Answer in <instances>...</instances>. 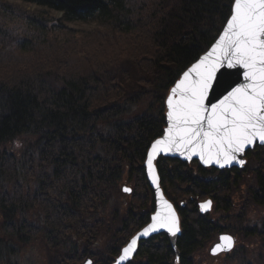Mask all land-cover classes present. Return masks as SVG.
I'll use <instances>...</instances> for the list:
<instances>
[{
	"label": "trees",
	"instance_id": "1",
	"mask_svg": "<svg viewBox=\"0 0 264 264\" xmlns=\"http://www.w3.org/2000/svg\"><path fill=\"white\" fill-rule=\"evenodd\" d=\"M21 1L62 17L29 13L0 0V146L25 137L34 139L35 150L26 164L6 150L0 154V217L6 233L0 248L44 237L48 245L64 250L75 236H89L90 243L63 251L56 264H85L88 259L111 264L155 211L144 163L151 144L164 133L166 97L182 73L216 41L234 0H157L153 9L139 8L133 0ZM22 14L28 18L21 19ZM91 20L105 28V36L120 42L127 38L124 45L130 51L110 55L105 46L97 47L74 75L68 71L69 61L59 73L53 64L65 59L63 48L56 50L59 59L49 60L42 51L49 41L43 34ZM10 29L19 35L11 36ZM75 50L84 56L89 52ZM32 51L44 58L39 66ZM79 54L73 62L84 57ZM135 66L146 76L137 78ZM131 103L148 108L130 115L135 109ZM247 156L255 166L247 201L264 206V147ZM157 167L164 193L180 213L182 233L177 250L165 234L141 242L129 264H195L196 251L227 232L209 215L202 216L198 203L212 198L218 210L229 212L231 186L242 183L248 167L220 172L197 162L164 158ZM127 183L134 184L130 195L123 192ZM31 211L40 215L41 226L16 217ZM106 220L116 223V231L106 251L95 252L92 232L106 226ZM245 233L264 238V220Z\"/></svg>",
	"mask_w": 264,
	"mask_h": 264
},
{
	"label": "snow or ice",
	"instance_id": "2",
	"mask_svg": "<svg viewBox=\"0 0 264 264\" xmlns=\"http://www.w3.org/2000/svg\"><path fill=\"white\" fill-rule=\"evenodd\" d=\"M237 68L244 70L245 82L237 87L221 85L220 78L226 74L221 70ZM221 87L227 94L219 103H212L210 93ZM167 108L166 135L156 140L147 154V169L158 192L154 161L161 153H179L188 160L196 156L203 163L220 168L234 163L242 167L245 161L241 157L246 149L257 143L264 146V0H234L222 35L211 51L183 73V78L171 89ZM200 207L208 211L212 202ZM160 229H166L173 237L180 232L179 219L163 193L160 211L123 248L117 264L130 261L141 237ZM221 241L213 249V255L230 251L234 246L231 236L224 235Z\"/></svg>",
	"mask_w": 264,
	"mask_h": 264
},
{
	"label": "rangeland",
	"instance_id": "3",
	"mask_svg": "<svg viewBox=\"0 0 264 264\" xmlns=\"http://www.w3.org/2000/svg\"><path fill=\"white\" fill-rule=\"evenodd\" d=\"M8 1V2H7ZM157 0H133L135 5L140 7H146L153 9L156 5ZM166 2V0H164ZM171 1V0H168ZM8 5H13V7H18L29 13L41 12L44 17H51L54 19H60L61 13L49 10L44 7H40L33 4L24 3L21 0H6ZM21 19H27L28 16L26 14H22ZM145 16L143 17V19ZM64 31L59 32L60 30H53L55 32L53 35L48 33L43 34L49 39L46 46H43V52L48 56L49 60H54L57 56L56 50L63 48L61 51H64L61 56H64L65 59H60V62L53 64L54 67L59 70L60 67L65 65V61H69L68 71H73L71 75L76 73L75 68L83 67L87 62L92 59L94 56L95 49L97 47H104V51L106 53L111 54H127L130 51L126 45H124L128 39H123L121 42L117 38H110L107 35V31L105 28L99 26V23L95 20H91L89 22H75L67 25ZM149 29H147L148 33ZM9 34L13 37L18 36L19 34L16 32H12L10 29ZM31 37H36V31L30 33ZM49 35V36H47ZM142 37V36H141ZM42 37L40 38V40ZM37 41V40H36ZM41 46V43L38 45ZM75 48H81L83 51L85 48H89V52L86 56L79 54L82 53L80 50H75ZM68 51V52H67ZM77 53L82 57L80 61L73 62L72 57ZM133 52V51H132ZM39 54L37 51H32L31 55L35 57L34 64L39 66L38 63L40 60H44V58L36 57L34 55ZM132 54V53H131ZM132 56H134L132 54ZM62 60V61H61ZM91 71H94V67L90 68ZM60 73V70H59ZM134 74L137 78H141L146 76V73H143L142 69H139L135 66ZM143 79V78H142ZM145 96L141 99L144 101ZM133 104L135 109L130 112V115L138 113V109L146 110L148 105H144L142 108L139 104ZM129 105V106H128ZM127 107H131L129 101L127 102ZM142 112V111H141ZM129 114V113H128ZM125 119H127L125 117ZM31 139V140H30ZM17 138L12 142L6 143L0 146V154L3 151H7L9 153H13L16 155L23 164L27 163V159L31 156L35 155V150H33V140L32 138ZM248 169L243 174V177L240 178L242 180L241 184H235L231 186V191L229 192L228 198L231 200V210L229 212H224L223 210H218L217 205H213L211 210L210 219L219 223L222 227L227 228V233L232 234L235 239L234 251L227 255H222L218 259L210 258V249L217 241L218 235H216L213 240L205 244V247L196 251L194 255V263L195 264H263L262 256L264 255V238L259 236H248L246 232V228H257L260 225V222L264 220V206H259L256 204L248 203L247 198L249 197V190L254 187V174H255V166L252 165V162L249 161L247 165ZM133 183L123 184L124 188L131 189L133 187ZM2 188V184L0 183V191ZM4 191V190H3ZM2 191V192H3ZM125 194L130 195L132 193V189L130 192H125ZM183 196V193L180 195ZM185 198V197H182ZM186 199V198H185ZM183 199V200H185ZM205 199H202L203 201ZM215 207V209H214ZM124 212V208L122 210ZM19 220H29L33 222L36 226H41L42 220H40V215L37 212H23L16 215ZM37 221V222H35ZM1 217H0V240H2L3 236L6 234L2 230L1 225ZM242 222V223H239ZM113 224V225H111ZM15 225V224H14ZM116 226L115 222L106 220V226H98L93 232V251H101L104 252L108 248L107 245L111 244L112 237L116 230L113 228ZM102 228V229H101ZM101 229V230H100ZM230 230V231H228ZM5 233V234H4ZM226 233V232H224ZM90 243V237H86L82 239V236L77 235L73 238L68 244L67 249L61 250L57 245L47 244V240L44 237H39L38 239L30 240L29 243L13 245L12 241L9 245L2 246L0 249V264H56L59 261V256H63L62 252L68 249H72L75 246H84V242ZM93 259V258H92ZM94 260V259H93ZM138 261V260H137ZM72 264H83V263H72Z\"/></svg>",
	"mask_w": 264,
	"mask_h": 264
},
{
	"label": "water",
	"instance_id": "4",
	"mask_svg": "<svg viewBox=\"0 0 264 264\" xmlns=\"http://www.w3.org/2000/svg\"><path fill=\"white\" fill-rule=\"evenodd\" d=\"M233 6H234V3H233ZM232 9H233V7H232ZM230 19V18H229ZM226 27V24H225V26H224V28ZM223 28V29H224ZM220 35H222V31H221V33H220ZM219 35V36H220ZM219 38V37H218ZM218 38H217V40H218ZM217 40L214 42V44L210 47V49L205 53V54H203L200 58H199V60L200 59H202L209 51H211V48L212 47H214V45H215V43L217 42ZM199 60L198 61H196L195 63H198L199 62ZM194 63V64H195ZM193 64V65H194ZM193 65H191L190 67H192ZM189 67V68H190ZM188 68V69H189ZM187 69V70H188ZM186 70V71H187ZM222 72H224V73H226L222 78H220V74H218V78H220V82H221V85H224V84H230V85H232V87H237V86H240L241 84H243L245 81H244V79H243V69H239V68H237V69H222L221 70ZM183 78V74L181 75V77L179 78V80L175 83V85L177 84V83H179V81L181 80ZM175 85L173 86V87H175ZM172 87V88H173ZM171 88V89H172ZM171 89H170V92H169V94H168V96L171 94ZM231 90V88H229L228 89V91H230ZM227 94V92L226 91H224V88L223 87H221V88H219V89H215L214 90V92L213 93H210V96H209V100L212 102V103H219V101L221 100V99H223V96L224 95H226ZM168 96H167V98H168ZM167 98H166V102H165V104H166V124H167V126H166V128H165V130H164V133H163V135L160 137V138H158V139H163L164 138V136L166 135V132H167V128H168V120H167V114H168V108H167ZM157 139V140H158ZM156 141V140H155ZM155 141L153 142V143H155ZM152 143V144H153ZM151 144V145H152ZM256 146H261L259 143H257L254 147H250L249 149H246V151H245V153L243 154V156L241 157L242 159H244V161H245V163H244V165L241 167L240 165H238V164H233L232 166H229V167H225V168H220L219 166H217V165H215V164H213V165H208V164H205V163H203V161H201L200 159H199V157H196V156H194V157H192V159L191 160H188V159H186L184 156H181L179 153H167V154H165V153H161L160 155H158L157 157H156V159H155V161H154V166H155V169H156V174H157V176H158V178H159V192L157 191V187H156V185L155 184H153V182H152V178H151V176L149 175V172H148V169H147V158H146V162H145V170H146V176H147V180H148V182H149V185H150V187H151V189L153 190V192H154V198H155V203H156V208H155V211H154V213L151 215V220H150V222L144 227V228H146V227H148L151 223H152V217L153 216H155L156 215V213L158 212V211H160V193H163V196H164V199L165 200H167L171 205H172V207H173V209H174V211H175V213H176V216L178 217V219H179V223H180V216H179V214H178V212H177V210H176V208H175V206L167 199V197L165 196V194H164V191H163V189H162V186H161V179H160V176H159V172H158V169H157V165H156V162L158 161V159L160 158V157H165V158H170V159H175V160H179V161H182V162H184V163H191V162H193V161H198L199 162V164L202 166V167H204V168H215V169H217V170H220V171H224V170H232V169H234V168H236V169H239V170H243L246 166H247V164H248V157H247V153L248 152H250V151H253L255 148H256ZM151 150V146H150V149H149V151ZM148 151V152H149ZM208 201H211L212 202V200H210V199H208V200H206V201H203V202H201V203H199V209H200V212H201V214H207L208 212H210L211 210H212V207H211V209L210 210H208V211H204V210H202L201 209V205L202 204H204V203H206V202H208ZM212 205H213V203H212ZM144 228H142L139 232H137L133 237H135L136 235H138L139 233H141L143 230H144ZM163 233H165V234H167L168 236H169V238L171 239V241H172V245L174 246V248L176 249V245H175V243H176V239L178 238V236H180V234H181V225H180V232L177 234V236L176 237H173V236H171V234L170 233H168L167 232V230L166 229H160L159 231H157V232H154V233H151L149 236H147V237H141V239L138 241V246H137V251H136V253H134L133 254V257L131 258V260L130 261H127L126 262V264H128L129 262H131L134 258H135V256L137 255V252H138V249H139V246H140V243L141 242H143V241H146V240H148V239H150V238H152V237H154V236H156V235H160V234H163ZM224 236V235H223ZM229 236V235H228ZM132 237V238H133ZM222 237V236H221ZM221 237H220V241H219V243L218 244H220L222 241H221ZM131 238V239H132ZM131 239H130V241H131ZM129 241V242H130ZM128 242V243H129ZM218 244H216L214 247H213V249L218 245ZM127 246V245H126ZM125 246V247H126ZM125 247H123V248H125ZM233 248H234V246H233ZM232 248V249H233ZM231 249V250H232ZM230 250V251H231ZM230 251H223V252H220V253H218V254H221V253H224V252H230ZM123 254V249L121 250V253H120V255L115 259V261L112 263V264H117V261H119V259H120V256ZM218 254H216V255H218ZM212 255H213V250H212ZM178 257V256H177Z\"/></svg>",
	"mask_w": 264,
	"mask_h": 264
},
{
	"label": "flooded vegetation",
	"instance_id": "5",
	"mask_svg": "<svg viewBox=\"0 0 264 264\" xmlns=\"http://www.w3.org/2000/svg\"><path fill=\"white\" fill-rule=\"evenodd\" d=\"M221 235H223V233H220L219 236H221ZM218 239H219V238H218ZM216 243H217V242H216ZM216 243H215V244H216ZM215 244H213V246H214ZM213 246H212L211 249H210V258H212V259H218V258L221 257L222 255H227V254H220V255H218V256H212V255H211V251H212Z\"/></svg>",
	"mask_w": 264,
	"mask_h": 264
}]
</instances>
